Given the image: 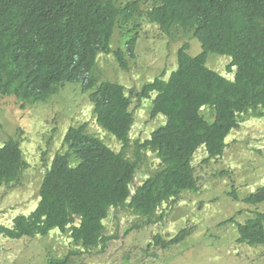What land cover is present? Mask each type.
Instances as JSON below:
<instances>
[{"label": "trees", "instance_id": "trees-1", "mask_svg": "<svg viewBox=\"0 0 264 264\" xmlns=\"http://www.w3.org/2000/svg\"><path fill=\"white\" fill-rule=\"evenodd\" d=\"M143 1H151L143 15L149 23L168 36L179 31L190 34L200 43L201 52L190 56L184 44L177 51L175 71L139 90L110 81L99 83L94 77L100 55L112 53L121 70L129 69L127 58L133 59L138 40L135 19L141 15ZM117 29L127 37L123 50L112 51L110 42ZM208 53L231 57L226 71L236 66L232 80L205 66ZM65 83L80 84L93 105L96 123L122 141L133 122L132 100L150 99V116L166 118L165 125L141 146L161 164L128 204L123 188L142 155H137L134 165L87 134L82 125L68 129L62 141L66 150L52 157L37 208L28 217H16L12 230L0 228L12 239L46 236L58 229L69 234L76 249L70 253L73 256L105 247L116 238L104 235L101 220L106 204L117 203L139 217L129 231L150 225L162 202L197 189L198 179L189 165L196 147L204 145L209 157L220 156L224 138L244 118L264 116V0H135L122 7L111 0L101 4L96 0H0V97L15 94L31 104L44 102ZM203 109L208 113L202 114ZM70 158L78 163L71 166ZM27 167L16 141L0 147V187L20 185ZM245 202L263 203L264 185ZM260 216L264 221V215ZM257 217L239 226L238 243L251 247L264 243ZM191 232L192 228H183L170 240L155 236L154 246L165 250ZM64 260L63 264L71 262L69 256Z\"/></svg>", "mask_w": 264, "mask_h": 264}, {"label": "rangeland", "instance_id": "rangeland-1", "mask_svg": "<svg viewBox=\"0 0 264 264\" xmlns=\"http://www.w3.org/2000/svg\"><path fill=\"white\" fill-rule=\"evenodd\" d=\"M139 23L140 38L135 58L128 62L130 71L126 74L118 70L112 56L100 55L96 70L100 80L115 82L119 80L120 72L119 84L139 90L162 71L166 77L174 69L176 50L183 43L189 45L190 54L199 51L198 44L183 33L168 40L144 18ZM122 35L123 32L117 29L111 48L119 45ZM126 37L124 35L122 43ZM229 60L226 56L209 53L207 66L224 74ZM86 98L80 84L66 83L46 103L26 105L25 110H18L12 99L0 103V146L8 139L16 138L21 143L24 159L30 164L20 185L0 188V225L9 227L12 218L26 216L35 209L37 191L46 171L42 154L47 150L45 153L50 158L55 153L68 127L87 123L89 133L99 137L111 149L120 150V144L96 126L92 104ZM150 108V99L138 106L135 102L131 105L135 118L131 139L142 141L154 126L165 123L161 115L151 119ZM225 143L222 157L202 165L206 152L203 147L197 149L192 162L200 165L195 171L199 179L198 190L183 192L185 195L179 196L181 198L166 211L162 221L125 233L133 218L127 212L111 213L104 222L105 232L117 237L109 240L103 251L97 248L72 258V264H264V244L250 247L237 242L238 225L255 213L264 214V202L253 206L243 201L264 185V117L249 118L241 124L240 130L230 132ZM147 162L149 168L143 166L136 173L133 186L141 183L149 169L156 166V162ZM162 212L160 207L158 213ZM183 228L193 230L179 244L165 250L155 246L147 249L153 236L167 240ZM58 233L55 229L45 237L16 240L0 234V264H43L48 256L63 258L72 247L67 236Z\"/></svg>", "mask_w": 264, "mask_h": 264}, {"label": "clouds", "instance_id": "clouds-1", "mask_svg": "<svg viewBox=\"0 0 264 264\" xmlns=\"http://www.w3.org/2000/svg\"><path fill=\"white\" fill-rule=\"evenodd\" d=\"M97 2H99L100 4H101V2H102V0H96ZM113 3H115L116 2V5L118 6V7H122V6H124L126 3H128V2H133V1H135V0H111ZM151 7V1H143L141 4H140V16H138L136 19H135V23H137L138 25H139V29H138V40H139V31H140V29H141V24L139 23V20L140 19H142V18H144L145 20H146V18L143 16L144 15V13H145V11L147 10V9H149ZM147 21V20H146ZM148 22V21H147ZM149 23V22H148ZM149 24H151V23H149ZM151 25H153V26H155L158 30H159V28H158V26H156L155 24H151ZM129 28H131V25H128L127 26V30L129 29ZM120 31H122L121 29H119ZM160 31V30H159ZM116 32V31H115ZM115 32H114V35H115ZM124 32H125V30H124ZM165 37H166V39H168V40H170V39H175L180 33H183V34H185V35H187V36H189L191 39H193L197 44H198V46H199V51L196 53V54H190L189 53V45L187 44V43H183L181 46H179L178 47V49L176 50V53H175V60H176V54H177V51L184 45V44H187L188 45V50H187V53L190 55V56H195V55H197V54H199L200 52H201V46H200V43L195 39V38H193L190 34H188V33H184V32H181V31H179V32H177V33H175L173 36H168V35H166V34H164L162 31H160ZM114 35H113V37L112 38H114ZM123 38H124V35H122V39H121V41H120V43H119V45L117 46V47H115L114 48V45H113V48H111L112 49V51H114V50H117V49H124V44H125V42L124 43H122L123 42ZM138 40H137V43H138ZM137 45V44H136ZM135 45V50H134V57H133V59L135 58V55H136V49H137V46ZM110 46H111V42H110ZM209 54V53H208ZM208 54H207V56H208ZM212 54H215V53H212ZM110 56H112V58H113V60L115 59L114 58V56H113V54L112 53H110L109 54ZM216 55H219V56H226V57H228L230 60L228 61V63L225 65V68H224V74H221V73H219L218 71H214V70H212V69H210L208 66H207V57H206V63H205V66L208 68V69H210V70H212V71H214L215 73H217V74H219L220 76H222V77H224V78H226L227 80H232V78H233V76H234V70H235V68H236V66L235 67H233L232 68V71L231 72H228V71H226V67L229 65V63L232 61L231 60V57L230 56H228V55H224V54H216ZM101 57V56H100ZM128 59V62L130 61V60H133V59H130L129 60V58H127ZM127 62V64H128V66H129V69L128 70H126L125 71V73L127 74V72L128 71H130V69H131V67H130V65H129V63ZM114 63L116 64V62H115V60H114ZM116 66H117V64H116ZM176 66H177V60H176V65H175V67H174V69L172 70V71H170L168 74H167V76L165 77V75H166V73H165V71H162L161 73H160V75L159 76H157V77H155V78H153V80H155V79H162L163 80V78L164 79H166L173 71H175V69H176ZM117 68H118V70H121L118 66H117ZM97 70V69H96ZM123 71V70H122ZM95 73H96V71H95ZM95 73H94V75H95ZM118 77H119V80H116L114 83H120L121 82V80H120V72H119V74H118ZM96 78V80L100 83H102V82H106V81H108V80H100L99 78H98V76H97V74L95 75V77H94V79ZM152 80V81H153ZM110 81V80H109ZM152 81H150V82H152ZM111 82V81H110ZM146 83H148V82H146ZM66 84V83H65ZM71 84V83H70ZM145 84V83H144ZM121 85V84H120ZM24 90H27V91H34L35 90V88L34 87H24L23 85H20ZM64 86V85H63ZM63 86H61V87H59V90H60V88H62ZM122 86H124L127 90L128 89H130V88H134V87H129V86H125L124 84L122 85ZM59 92V91H58ZM82 93V92H81ZM58 94V93H57ZM82 94H86L87 96H88V94L87 93H82ZM56 95V94H55ZM54 96V95H53ZM53 96H51V97H53ZM6 97H9V98H6ZM50 97V98H51ZM49 98V99H50ZM6 99H12V100H14L15 101V103L17 104V107H18V110H25V106L26 105H33V104H31V102H26L25 100L26 99H22V98H20V97H18L17 95H15V94H6V95H2L1 97H0V103L3 101V100H6ZM49 99H47L46 101H44V102H36V103H34V104H37V103H46ZM87 99V98H86ZM148 100V99H147ZM144 101V100H143ZM132 102H135L136 103V105L138 106L141 102H137V101H133L132 100ZM131 102V103H132ZM92 104V103H91ZM133 104V103H132ZM131 104V105H132ZM131 105H130V107H129V111L133 114V122H132V124L129 126V129H128V131H127V134H126V140L125 141H122V140H120V139H118L115 135H113L112 133H110V132H108V131H106V130H104L103 128H101L97 123H96V121H95V115L93 114V105H92V115H93V118H94V122H95V124H96V126L99 128V129H101V130H103V132H105L106 134H108V135H110L114 140H116L119 144H120V150H117V151H115V150H113V149H111L108 145H106L99 137H97V136H95L94 134H91V133H89L88 132V126H87V123H81V124H79V125H77V126H75V127H68L67 128V130H66V132H65V134H64V136L66 135V133H67V131H68V129H70V128H77V127H79V126H82V125H86V133L87 134H89V135H91V136H93V137H95L98 141H101L111 152H113V153H115V154H122L123 156H124V158L127 160V161H129V162H131V163H133L134 165H135V161H136V157H137V155H142V161L138 164V166H137V169L135 170L134 169V172H133V174H132V176H131V181L128 183V185L126 186H124V188H123V194L126 196V204H128L133 198H134V196L136 195V192H137V190L140 188V186H142V184L146 181V179H148L149 178V176L151 175V173L152 172H154L155 170H157L158 169V166L161 164V161H160V159L158 158V157H156L155 155H154V153L153 152H151V151H149V149H144V148H142L141 146L142 145H144L147 141H149L150 139H151V136H152V134L156 131V130H158L160 127H162V126H164L165 125V123L163 124V125H161V126H159V127H157V126H154V128L155 127H157L156 129H152L151 131H150V133H149V135L144 139V140H142V141H140V140H138V139H135V140H133V139H131L130 138V133H131V130H132V128H133V126H134V123H135V118H134V113H133V111L131 110ZM204 110L205 109H203L202 111H201V113L202 114H205V113H208V112H204ZM150 113V112H149ZM149 116H150V114H149ZM159 116V115H158ZM162 116V115H161ZM157 116H155V117H151L150 116V118L151 119H155ZM164 117V116H163ZM264 117V116H263ZM165 118V117H164ZM249 118H254L253 116H251V117H249V116H247V118H244V121L242 122V123H244L245 121H247ZM258 118H262V117H258ZM205 119L207 120V121H209V123H212L213 122V120L211 119V117H209L208 115H206V117H205ZM165 121H166V118H165ZM241 123V124H242ZM69 126V125H68ZM240 128H241V125H240V127L237 129V130H240ZM51 132H54V129H52L51 130ZM230 133H228L227 134V136L229 135ZM64 136H63V138H64ZM227 136L224 138V144H225V147H224V150H223V152H222V154L220 155V156H217V157H209V155H208V153H207V150H206V148H205V146L204 145H200V146H198V147H196V150L193 152V154H192V156H191V161L189 162V165H190V167H191V169L193 168V173H192V175H193V177H195L196 178V175H195V171H196V169L200 166V165H198V166H196L192 161L194 160V154H195V152L197 151V149H199L200 147H203L204 148V150H205V152H206V155H205V153H204V155H205V158L201 161V165L202 164H206V163H208L210 160H212V159H217V158H220V157H222L223 156V154H224V151H225V148H226V143H225V140H226V138H227ZM15 140H16V142L19 144V148H20V150H21V153H22V157H23V160L28 164V167H27V169H25V171L26 170H28L29 168H30V164L24 159V154H23V151H22V149H21V143L15 138ZM15 140H13V139H8L7 141H15ZM6 141V142H7ZM62 141H63V139H62ZM62 141H61V144L59 145V148L55 151V153L57 152V153H59V152H63L64 150H66V148H64V149H62ZM5 142V143H6ZM4 143V144H5ZM3 144V145H4ZM49 144H50V142H48V146H49ZM1 147V146H0ZM201 151H203V150H201ZM45 152H47V150L46 151H44V153L42 154V158H41V161H42V165H43V162H44V164H45V167H46V171L44 172V174H43V177H44V175H45V173L47 172V169H48V167H49V165L51 164V162H52V157L54 156V154H52L51 155V157L49 158L48 157V155H47V153H45ZM204 152V151H203ZM194 156V157H193ZM148 160H151V163H153V162H156V166L154 167V168H151V169H149V172L145 175V178H144V180L141 182V183H139V184H137L136 186H133V181L135 180L134 178H135V176H136V173L143 167V166H145L146 168H149V165H148ZM78 163V161H76L75 159H73V158H70L69 159V164L71 165V166H75L76 164ZM24 171V172H25ZM23 176V175H22ZM43 177H42V180H43ZM197 179H198V177H197ZM22 180V179H21ZM42 180H41V183H42ZM198 181H199V179H198ZM41 183H40V186H41ZM19 185V184H18ZM18 185H11V186H18ZM8 187H10V186H8ZM0 188H2V187H0ZM3 188H6V186H3ZM2 188V189H3ZM1 189V190H2ZM257 189V188H256ZM256 189H255V191H256ZM39 190H40V188L38 189V194H37V198H38V200H37V204H36V207H35V209L37 208V206H38V202H39ZM198 190V183H197V189L195 190V191H197ZM195 191H189V190H184V191H182V192H180L179 193V195L176 197V198H171V199H169V200H165L164 202H162L158 207H157V209L155 210V218H154V222L153 223H151V224H155V223H157V221L159 222V221H162L163 220V218H164V216H165V214H166V211H168V209L170 208V207H173V205L179 200V198H181L183 195H185V194H182L183 192H195ZM255 191H253L252 193H250V194H248L244 199H243V201L245 202V199L247 198V197H250V196H252V194L255 192ZM182 194V195H181ZM181 195V197H179ZM235 196V195H234ZM236 197V196H235ZM246 203V202H245ZM168 205L169 207H167V206H164V205ZM247 205H249L248 203H246ZM261 204V203H260ZM258 205V204H257ZM253 206H255V205H253ZM160 207H162V209H163V212L162 213H158V210H159V208ZM34 209V210H35ZM104 209H107V213H106V216L101 220L102 221V224H103V226H104V235L105 236H107V237H117L116 235H106V232H105V225H104V222H105V220L108 218V216H109V214H111V213H122V212H127L133 219L131 220V225H132V223L133 222H136L138 219H139V217L138 216H136V215H134L132 212H130V211H126V210H124V209H127V208H123V207H121V206H119L117 203H108V204H106L105 205V207H104ZM33 210V211H34ZM32 211V212H33ZM31 213V212H30ZM29 213V214H30ZM28 214V215H29ZM260 214H262V215H264L263 213H255V215L252 217V218H254V217H256L257 215H258V217H257V219L262 223V228H263V231H264V221H263V217H261L260 216ZM28 215H26V216H24V215H17V216H15L14 218H12V220H11V223H10V226L9 227H5V226H3V225H0V228L1 227H4V229H6V230H12L13 229V220L16 218V217H18V216H23V217H28ZM247 221V220H246ZM244 224V223H243ZM243 224H240V225H243ZM77 225V224H76ZM240 225H238V228H239V226ZM131 227V226H130ZM130 227H128V229L126 230V232L125 233H127V232H129V228ZM144 228V227H143ZM238 228H237V231H238ZM142 229V228H141ZM5 230V231H6ZM53 230H55V229H53ZM59 233L58 234H62V235H66L67 236V238H68V240H69V244L71 245V247H72V249L71 250H69V252L63 257V258H51L50 256H48V259H47V261H46V263H45V261H44V263L43 264H63L64 262H65V260H64V258L66 257V256H69L70 257V264H72V258H74V257H79V256H82L83 254H85V253H81L80 255H73V256H71L70 255V253L71 252H74L76 249H75V246L73 245V243H72V240H71V238L69 237V234L68 233H62L61 231H59L58 229H56ZM182 230V229H181ZM193 230V229H192ZM179 233V232H178ZM177 233V234H178ZM0 234L4 237V238H8V239H11V240H16V239H12L11 237H9V236H4L1 232H0ZM176 234V235H177ZM176 235H174L172 238H169V239H167V240H170V239H173ZM238 235H239V232H238ZM47 236V235H46ZM23 237H26V236H22V237H20V238H23ZM37 237H45V236H37ZM155 236H153V238H154ZM20 238H17V239H20ZM29 238V237H28ZM35 238V237H34ZM153 238H152V242H150L149 244H148V246H147V249H150L151 247H154V241H153ZM115 239V238H114ZM161 239H163V240H166V239H164L163 237L161 238ZM111 240H113V239H111ZM238 242V241H237ZM240 244H245V243H240ZM261 244H264V243H261ZM261 244H257L256 246H258V245H261ZM245 245H247V244H245ZM106 247V246H105ZM105 247H102V246H99L98 248H100V250L101 251H103L104 249H105ZM251 247V246H250ZM254 247V246H253ZM159 248V247H158ZM97 249V248H96ZM160 249V248H159ZM92 250H94V249H92ZM92 250H90V251H92ZM90 251H88V252H86V253H89ZM84 252V251H83Z\"/></svg>", "mask_w": 264, "mask_h": 264}]
</instances>
